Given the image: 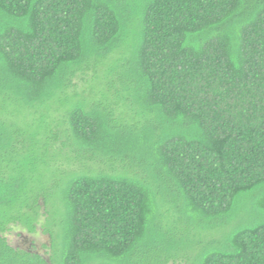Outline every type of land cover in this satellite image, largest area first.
Returning <instances> with one entry per match:
<instances>
[{
  "label": "trees",
  "instance_id": "trees-1",
  "mask_svg": "<svg viewBox=\"0 0 264 264\" xmlns=\"http://www.w3.org/2000/svg\"><path fill=\"white\" fill-rule=\"evenodd\" d=\"M0 264H264V0H0Z\"/></svg>",
  "mask_w": 264,
  "mask_h": 264
},
{
  "label": "rangeland",
  "instance_id": "rangeland-1",
  "mask_svg": "<svg viewBox=\"0 0 264 264\" xmlns=\"http://www.w3.org/2000/svg\"><path fill=\"white\" fill-rule=\"evenodd\" d=\"M42 223L41 221V224ZM6 237L13 248L33 251L45 258L50 254V237L44 233L41 227L38 228L37 233L34 235L28 234L27 231L21 227H13Z\"/></svg>",
  "mask_w": 264,
  "mask_h": 264
}]
</instances>
